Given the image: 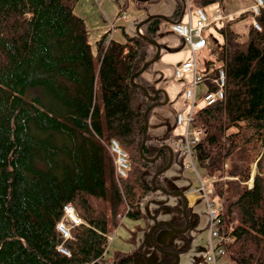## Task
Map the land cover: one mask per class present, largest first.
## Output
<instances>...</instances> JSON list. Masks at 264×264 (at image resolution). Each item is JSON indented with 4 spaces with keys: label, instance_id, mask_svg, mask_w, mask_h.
I'll use <instances>...</instances> for the list:
<instances>
[{
    "label": "trees",
    "instance_id": "1",
    "mask_svg": "<svg viewBox=\"0 0 264 264\" xmlns=\"http://www.w3.org/2000/svg\"><path fill=\"white\" fill-rule=\"evenodd\" d=\"M224 1L192 3L207 9ZM77 2L0 0V264H137L134 253L123 252L114 253L110 263V229L124 216L147 221L141 206L150 193L180 191L166 186L164 177L174 166L186 168L185 126L152 133L150 117L163 96L148 95L160 90L156 64L177 50L166 48L158 35H175L166 26L184 21L186 1L176 0L168 22L154 17L143 23L144 37L127 36L125 43L104 37L96 56L86 22L74 13ZM257 20L261 30L251 26L244 42L231 22L213 25L221 37L212 38L217 63H208L202 83L206 92L215 91L214 79L223 69L225 96L212 105L195 104L190 122L203 132L192 147L203 177H238L216 181L211 195L220 203L218 230L231 238L225 253L232 264H264V9ZM149 40L160 44L161 54L139 74L157 52ZM111 140L128 155L126 177L116 173ZM170 150L173 163L165 170ZM180 199L186 215L168 222L177 230L190 219ZM67 204L83 224L75 239L64 241L57 223ZM152 227L147 224L149 232ZM171 228L161 225L151 234L170 253L159 264H174L173 254L192 242L191 237L180 249L172 238L159 243ZM60 245L71 255L60 253Z\"/></svg>",
    "mask_w": 264,
    "mask_h": 264
},
{
    "label": "rangeland",
    "instance_id": "2",
    "mask_svg": "<svg viewBox=\"0 0 264 264\" xmlns=\"http://www.w3.org/2000/svg\"><path fill=\"white\" fill-rule=\"evenodd\" d=\"M143 0H101L98 3L95 0H78L74 13L84 19L88 29V39L92 45L94 56H96V44L98 41L107 37L108 40L125 43L127 36L133 37L138 35L137 26L146 20L149 16L157 15L169 17L173 13L176 5V0H161L160 2L147 4L141 2ZM228 1V0H225ZM194 12L195 7H189ZM205 13L211 20V14L208 9H204ZM187 7V14H188ZM126 17V19L123 18ZM231 27L239 36L241 41H247L248 28L251 25L249 19H231ZM219 25L223 23H218ZM170 26H166L168 31ZM216 44V43H215ZM217 45H214V52L217 55ZM199 52V51H198ZM197 53V52H196ZM214 53L204 54L197 53L198 73L203 75L208 68V63L214 61L217 63ZM202 99H199L197 106ZM121 147V146H120ZM122 148V147H121ZM193 159L195 169L186 167L181 169L178 166L172 167L165 174V185L180 189L179 192L187 194L190 191L200 195L201 180L203 171L197 163L194 152ZM227 167V165H226ZM204 178V177H203ZM214 181L209 183V188L212 190L209 194L208 201L204 197H198L194 204L188 206L190 214L189 227L184 233H174L172 237L173 243L180 249L192 237L190 246L179 255V264H205L206 258L211 254V243L217 245V240L210 239V225L212 214L220 209V203L217 199L211 196L214 193L213 184L216 181L237 180L238 177H230L227 174L222 178L217 177L204 178ZM252 179L249 181L251 185ZM181 199L177 196L161 194L159 192L150 193L148 201L141 206L142 211L147 215L145 219H133L124 216L121 219L119 227L111 228L108 234L109 245L106 257L113 262V256L116 252L134 253L137 264H159L163 253L159 250L149 238L147 224L153 227L159 223L173 220L179 213L182 214L184 207L180 205ZM160 203H164V207L158 212ZM168 231H164V235ZM160 235V236H161ZM161 243V238H158ZM217 264H232L226 253L219 257Z\"/></svg>",
    "mask_w": 264,
    "mask_h": 264
},
{
    "label": "built area",
    "instance_id": "3",
    "mask_svg": "<svg viewBox=\"0 0 264 264\" xmlns=\"http://www.w3.org/2000/svg\"><path fill=\"white\" fill-rule=\"evenodd\" d=\"M101 0H95L98 3ZM253 5L250 8L251 12V25L256 30H261V26L257 20L260 15L261 10L264 9V0H251ZM188 7L191 6V0H186ZM195 19L193 17L192 11L188 13V19L184 22L174 23L171 26V30L176 35L183 39V42L190 47L193 54L198 51L203 50L207 46L206 31L211 24V21L204 9L196 8L194 11ZM126 19L125 16H123ZM224 19L223 13L220 9H216L213 21H221ZM185 72H192L194 74V79L185 90V97L187 101L191 104V110L189 116H185L183 113L177 115V124L186 127V143L184 145L185 153L187 155V166L195 169L194 159L192 155V147L199 143L202 139V130L200 128H191L190 122L192 119L193 108L196 102V90L197 86L203 82V75L198 73L197 63L194 58L192 62H188L181 67L176 69V76L180 77ZM214 84L216 86L215 91L206 92L203 96V102L207 105H212L218 100L224 98V88H225V71L220 69L218 76L214 79ZM177 146H175V150ZM109 150L114 156L116 173L119 177H126L129 170V162L127 153L120 147V144L116 140H111L109 143ZM201 180V197H204L208 201V196L211 193L209 188V183L214 181ZM209 206L210 202L208 201ZM220 209L212 214V220L210 225V239L217 240V245L211 243V254L208 255L206 261L209 264H217L219 257L225 254L226 245L231 241V238L227 234H221L218 230V223L220 222ZM83 224V220L78 216L76 208L72 204H67L63 208V217L57 223V230L61 233L64 241L75 239L78 234V227ZM60 253L70 256V251H68L64 245L58 246ZM93 264V263H92Z\"/></svg>",
    "mask_w": 264,
    "mask_h": 264
},
{
    "label": "crops",
    "instance_id": "4",
    "mask_svg": "<svg viewBox=\"0 0 264 264\" xmlns=\"http://www.w3.org/2000/svg\"><path fill=\"white\" fill-rule=\"evenodd\" d=\"M253 2L251 0H228L224 1L219 7L207 8L210 11L211 19L213 18L214 12L219 8L223 15L224 20L218 23H227L231 19L237 18L241 14H247L245 18L251 20L250 18V8ZM195 18V16H194ZM244 18V19H245ZM185 18L184 21H186ZM251 22V21H250ZM212 23L210 28L207 31V47L203 49L204 54L214 53L215 42L212 39L213 34L221 41V37L214 31ZM250 27L248 28L247 34H249ZM232 28V27H231ZM170 30V28H169ZM241 40V39H240ZM158 41L168 49H177L174 52H165L161 59L155 66V70L160 72V82L159 88L160 93L163 96L164 105H159L155 108L150 117V128L152 133L159 134L169 128H175L177 124V115L183 113L185 116H189L191 110V104L187 101L185 97V89L191 84L194 79V74L192 72H185L180 77L176 76V69L182 65L192 62L195 58L198 67V61L196 58L197 52L195 55L191 49L184 44L182 38L177 35H158ZM244 42V41H242ZM216 56V54H215ZM206 93V87L203 83H200L197 86L196 90V106L199 99H202L199 104L203 102V96ZM180 129L184 130V126H180ZM188 206L194 204L200 195H197L196 192L190 191L186 194ZM184 203V199L182 200ZM176 231L169 230L167 233L162 235L161 244H167L169 240L173 237Z\"/></svg>",
    "mask_w": 264,
    "mask_h": 264
},
{
    "label": "water",
    "instance_id": "5",
    "mask_svg": "<svg viewBox=\"0 0 264 264\" xmlns=\"http://www.w3.org/2000/svg\"><path fill=\"white\" fill-rule=\"evenodd\" d=\"M154 17L162 18V19H164V20L167 21V22L169 21L168 17L157 16V15L149 16L146 20H144L143 22H141V23L137 26L138 35H141V36L144 37V35H143V34L141 33V31H140L141 26L143 25V23L150 21V20H151L152 18H154ZM145 38H146V37H145ZM149 42H151L152 44H155V45H156V47H157V52H156L155 57H154L150 62H148L147 64L144 65V67H143L142 70L139 72V74L142 73V72L145 70V68H146L148 65H150L153 61H155V60L160 56V54H161V46H160V44H159L158 42H156V41H153V40H149ZM135 76H136V75H134V76L132 77V81H134ZM159 93H160V90H158L154 96H150V95H148V93L146 92V94L149 96L150 99H155ZM157 105H164V103H158ZM151 108H152V107L148 108V110H147L146 113H145V120H146V126H145V128H146V129L148 128V120H147V116H148V112L151 110ZM145 142H146V139H144L142 147L144 146ZM165 147H167V146H165ZM167 148H168V147H167ZM170 153H171V156H170V162H169V165L166 167L165 170L169 169V168L171 167L172 163H173V152L170 150ZM159 155H160V153H158V155L156 156L155 159H157V158L159 157ZM165 170H163L162 172H164ZM156 178H157V175H154L153 180H152V183H153L154 185H155V180H156ZM155 186H156V185H155ZM161 190H162L163 192H165L166 194L171 195V196H177V197H180V198H182V199H185V198H186V195H185L183 192H170V191H167V189H165V188H161ZM183 214L186 215V209L183 210ZM161 225H167L169 228H171V225L168 224V223H165V222H162V223L157 224L156 226L152 227V229H151L150 232H149V238H150V239H151V234H152V232L154 231V229H155L156 227L161 226ZM188 227H189V220H187V226H186V228H185L184 230H174V231H177V232H180V233H184V232H186V231L188 230ZM171 229H172V228H171ZM156 246H157V248H158L159 250L162 251L163 254H165V255H169V254H170V253H167V252H165L164 250L160 249V248L158 247V245H156ZM173 255H174L175 258H176V261H175L174 264H179V262H180V257H179V255H178V254H173Z\"/></svg>",
    "mask_w": 264,
    "mask_h": 264
}]
</instances>
